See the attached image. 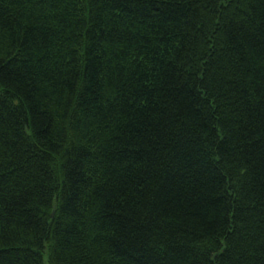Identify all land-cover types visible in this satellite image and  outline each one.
Wrapping results in <instances>:
<instances>
[{
  "label": "trees",
  "instance_id": "obj_1",
  "mask_svg": "<svg viewBox=\"0 0 264 264\" xmlns=\"http://www.w3.org/2000/svg\"><path fill=\"white\" fill-rule=\"evenodd\" d=\"M0 264H264V0H0Z\"/></svg>",
  "mask_w": 264,
  "mask_h": 264
}]
</instances>
